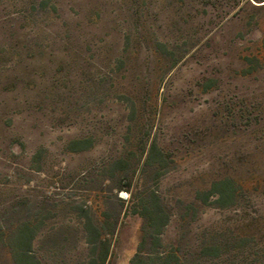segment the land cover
Wrapping results in <instances>:
<instances>
[{
  "label": "rangeland",
  "instance_id": "374dc122",
  "mask_svg": "<svg viewBox=\"0 0 264 264\" xmlns=\"http://www.w3.org/2000/svg\"><path fill=\"white\" fill-rule=\"evenodd\" d=\"M87 218L109 264H264V0H0V264L89 262Z\"/></svg>",
  "mask_w": 264,
  "mask_h": 264
},
{
  "label": "trees",
  "instance_id": "16d2710c",
  "mask_svg": "<svg viewBox=\"0 0 264 264\" xmlns=\"http://www.w3.org/2000/svg\"><path fill=\"white\" fill-rule=\"evenodd\" d=\"M82 141H75L72 143V145H79L82 144ZM81 148H72L73 151L78 152ZM145 162V164H147ZM220 187L222 189V196L220 197L221 200H227L228 199V193L230 192L231 188L229 184L227 183H221ZM124 191L131 194L129 188H122ZM131 203L134 202V198L130 199ZM135 204V205H134ZM134 207H140L141 212H139V215L148 221L146 224L147 227L150 229L151 235L155 238V245L159 246L160 243V233L162 232L163 228L168 224L169 222V216L166 213L164 206L162 204V201L158 194L154 191L150 192L147 197H140L135 203ZM91 218L86 219L85 223V231L91 237V244L94 246L101 247V253L96 258H92L87 263H80V264H109L108 262V256H109V244L107 241L101 239L98 229L91 223ZM146 227H143L142 230V237L141 240L144 241L145 235H147L145 231ZM34 240V232L31 228L23 227L20 229L14 238V245H15V252H13L12 260L14 264H41L40 261H38L32 254H31V248L32 243ZM173 257H158V264H172ZM129 264H153V263H145L139 260V255L136 254Z\"/></svg>",
  "mask_w": 264,
  "mask_h": 264
}]
</instances>
